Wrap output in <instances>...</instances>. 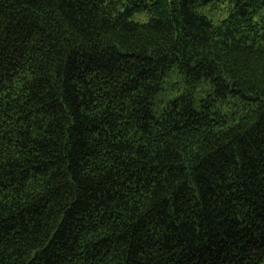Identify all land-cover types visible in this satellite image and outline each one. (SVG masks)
I'll use <instances>...</instances> for the list:
<instances>
[{"label":"trees","instance_id":"obj_1","mask_svg":"<svg viewBox=\"0 0 264 264\" xmlns=\"http://www.w3.org/2000/svg\"><path fill=\"white\" fill-rule=\"evenodd\" d=\"M0 264H264V0H0Z\"/></svg>","mask_w":264,"mask_h":264}]
</instances>
